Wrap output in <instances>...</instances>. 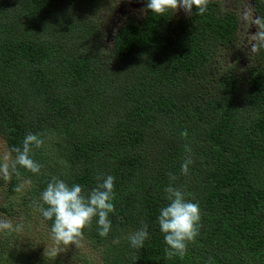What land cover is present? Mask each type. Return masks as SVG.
Here are the masks:
<instances>
[{"label": "trees", "instance_id": "1", "mask_svg": "<svg viewBox=\"0 0 264 264\" xmlns=\"http://www.w3.org/2000/svg\"><path fill=\"white\" fill-rule=\"evenodd\" d=\"M117 1L0 0V136L14 157L8 194L24 192L22 203L51 231L40 197L53 178L87 193L111 175V231L101 237L96 218L83 230L105 247L104 264H264V38L243 68L238 58L216 66L239 19L209 0L204 14L131 13L105 45L101 13ZM252 1L264 23V0ZM29 133L44 140L30 153L38 174L12 169L13 149ZM170 184L202 214L183 258L167 257L157 221ZM142 225L149 239L137 250L128 236Z\"/></svg>", "mask_w": 264, "mask_h": 264}, {"label": "clouds", "instance_id": "2", "mask_svg": "<svg viewBox=\"0 0 264 264\" xmlns=\"http://www.w3.org/2000/svg\"><path fill=\"white\" fill-rule=\"evenodd\" d=\"M209 0H147L143 11H150L152 14L163 16L169 11L176 13L178 10L192 16L193 11L204 14L207 11ZM257 24L264 28V23L257 19ZM264 38V32L258 34ZM187 136V132L182 133ZM44 140L38 134L29 133L23 140L22 149L17 147L15 166H19L38 174L41 165L32 159L30 153L32 148H40ZM186 151H191L186 148ZM193 161L186 158L181 165L182 174L187 175L189 165ZM0 174L4 179L9 178V165H0ZM172 180L176 177L172 176ZM97 185L85 193L80 184L69 185L65 181L53 178L47 184L46 189L41 193L40 211L46 220H52V234L55 241L65 245H76L83 237V230L91 227L93 219L99 228V235L107 237L112 229V222L109 214L115 211L114 207V181L115 177L107 175L98 177ZM168 203L159 211L157 218L160 231L164 234V241L167 245L165 253L168 258L179 256L183 258L188 249V244L193 242L199 235L201 226V209L198 203L186 199L185 193L171 184L164 189ZM46 205L47 207H44ZM10 224L0 221V228H9ZM149 239L148 226L142 225L128 236L132 248L140 250L144 247L145 241ZM118 244L119 240H113Z\"/></svg>", "mask_w": 264, "mask_h": 264}, {"label": "rangeland", "instance_id": "3", "mask_svg": "<svg viewBox=\"0 0 264 264\" xmlns=\"http://www.w3.org/2000/svg\"><path fill=\"white\" fill-rule=\"evenodd\" d=\"M222 9L238 16L239 29L236 42L230 48L218 47L215 53L216 66L224 67L236 62L240 68L251 62L252 53L259 42V26L250 0H215ZM145 0H118L101 13L103 41L109 45L112 32L126 17L143 14ZM177 13L182 14L180 9ZM14 161L0 136V165ZM3 175L0 174V178ZM7 179L0 187V221L10 224L0 228V260L8 264H104L105 247L92 239L82 237L76 245H65L54 240L53 234L31 204L22 203L20 195L8 194ZM29 183L20 184V191H27ZM19 191V192H20Z\"/></svg>", "mask_w": 264, "mask_h": 264}, {"label": "flooded vegetation", "instance_id": "4", "mask_svg": "<svg viewBox=\"0 0 264 264\" xmlns=\"http://www.w3.org/2000/svg\"><path fill=\"white\" fill-rule=\"evenodd\" d=\"M213 1H215V0H213ZM217 2V1H216ZM250 3H251V5H252V8L254 9V3H253V1L252 0H250ZM220 4V3H219ZM221 6V5H220ZM222 8V7H221ZM183 10V9H182ZM224 10V9H223ZM255 13V12H254ZM182 14H184V11H183V13Z\"/></svg>", "mask_w": 264, "mask_h": 264}]
</instances>
